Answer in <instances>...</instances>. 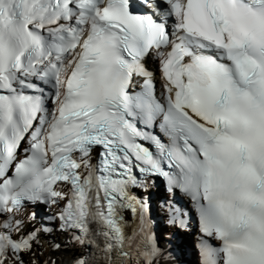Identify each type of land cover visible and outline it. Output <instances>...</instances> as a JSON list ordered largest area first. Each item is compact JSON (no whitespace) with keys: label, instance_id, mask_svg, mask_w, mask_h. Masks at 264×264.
Here are the masks:
<instances>
[{"label":"snow or ice","instance_id":"snow-or-ice-1","mask_svg":"<svg viewBox=\"0 0 264 264\" xmlns=\"http://www.w3.org/2000/svg\"><path fill=\"white\" fill-rule=\"evenodd\" d=\"M158 180L264 264V0H0V264H161Z\"/></svg>","mask_w":264,"mask_h":264},{"label":"bare ground","instance_id":"bare-ground-1","mask_svg":"<svg viewBox=\"0 0 264 264\" xmlns=\"http://www.w3.org/2000/svg\"><path fill=\"white\" fill-rule=\"evenodd\" d=\"M153 59H151V61H153ZM162 227L167 231L173 229V227H168L165 224ZM192 240L193 239L190 238L189 234H187V236L184 237V241L186 243H189ZM48 241H52L54 243H60V247L58 249H53L52 247H50ZM81 251L82 249L78 248L75 244L69 241L64 234H60L59 236H56L55 234L52 233L49 237H46L45 239L44 255L42 259L47 260L51 258L52 260L56 261V264H74L77 255H80ZM178 257H179L178 259L179 261L180 259L183 261L184 259L183 254L179 255ZM197 257L201 263V258L199 256ZM188 261H190V259H188ZM181 264H188V263L183 261V263Z\"/></svg>","mask_w":264,"mask_h":264},{"label":"rangeland","instance_id":"rangeland-1","mask_svg":"<svg viewBox=\"0 0 264 264\" xmlns=\"http://www.w3.org/2000/svg\"><path fill=\"white\" fill-rule=\"evenodd\" d=\"M164 238H166V237H164ZM190 244V242L189 243H186L185 241L183 242V240L182 241H180V242H178L177 244H176V246H178L179 248H181L182 250H183V248H186V249H189V256L187 257L188 259L190 258L191 260H192V262H193V254H194V252H192L191 251V249H192V245L190 246L189 245ZM191 247V248H190ZM172 249H174L173 247H172ZM187 258L186 257H184V259H183V261L184 262H186V263H188V264H190L188 261H187Z\"/></svg>","mask_w":264,"mask_h":264}]
</instances>
